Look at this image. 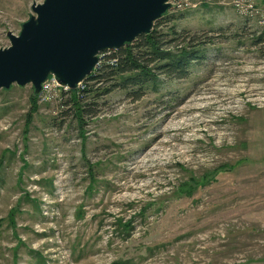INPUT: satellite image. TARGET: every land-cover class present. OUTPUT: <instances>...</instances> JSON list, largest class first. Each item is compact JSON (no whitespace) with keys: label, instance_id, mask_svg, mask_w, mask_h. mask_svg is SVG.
Masks as SVG:
<instances>
[{"label":"rangeland","instance_id":"374dc122","mask_svg":"<svg viewBox=\"0 0 264 264\" xmlns=\"http://www.w3.org/2000/svg\"><path fill=\"white\" fill-rule=\"evenodd\" d=\"M34 1L0 0V48ZM246 1L171 0L164 29L212 42L141 99L89 94L80 118L65 89H0V264H264V0Z\"/></svg>","mask_w":264,"mask_h":264},{"label":"water","instance_id":"95a60500","mask_svg":"<svg viewBox=\"0 0 264 264\" xmlns=\"http://www.w3.org/2000/svg\"><path fill=\"white\" fill-rule=\"evenodd\" d=\"M171 0L34 1V14L0 48V89L33 84L36 93L52 75L71 89L86 80L105 50L148 34Z\"/></svg>","mask_w":264,"mask_h":264},{"label":"trees","instance_id":"16d2710c","mask_svg":"<svg viewBox=\"0 0 264 264\" xmlns=\"http://www.w3.org/2000/svg\"><path fill=\"white\" fill-rule=\"evenodd\" d=\"M168 15L167 11L157 20L150 33L138 36L119 49L103 51L101 55L104 54V58L100 59L90 76L82 82L84 87L63 92V95H69L67 104L77 109L80 118L88 111L83 99L89 94L98 96L121 89L135 99H141L150 89H159L161 77L170 79L189 76L192 63L203 58L200 48L212 42L213 36L191 34L188 30L179 31L173 25L165 30L164 19H168Z\"/></svg>","mask_w":264,"mask_h":264},{"label":"built area","instance_id":"2783aa9c","mask_svg":"<svg viewBox=\"0 0 264 264\" xmlns=\"http://www.w3.org/2000/svg\"><path fill=\"white\" fill-rule=\"evenodd\" d=\"M235 6L237 8H239L240 10L244 11L243 9H245L246 11L252 10L254 8L253 4H246L247 1L246 0H235ZM245 6V7H244ZM245 12V11H244ZM100 63V62H99ZM81 84V83H80ZM79 84V85H80ZM78 85V86H79ZM56 88H61V89H65V90H69L70 87L66 86V85H61L58 80L56 79L55 76H50L42 85V90L41 92H51L53 90H55Z\"/></svg>","mask_w":264,"mask_h":264},{"label":"bare ground","instance_id":"6f19581e","mask_svg":"<svg viewBox=\"0 0 264 264\" xmlns=\"http://www.w3.org/2000/svg\"><path fill=\"white\" fill-rule=\"evenodd\" d=\"M52 76H54V75H52Z\"/></svg>","mask_w":264,"mask_h":264}]
</instances>
